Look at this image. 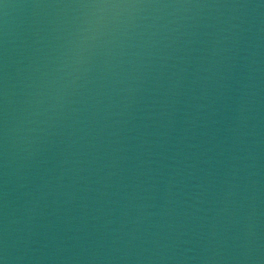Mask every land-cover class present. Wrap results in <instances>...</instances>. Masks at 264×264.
<instances>
[{
  "label": "water",
  "instance_id": "water-1",
  "mask_svg": "<svg viewBox=\"0 0 264 264\" xmlns=\"http://www.w3.org/2000/svg\"><path fill=\"white\" fill-rule=\"evenodd\" d=\"M0 264H264V0H0Z\"/></svg>",
  "mask_w": 264,
  "mask_h": 264
}]
</instances>
